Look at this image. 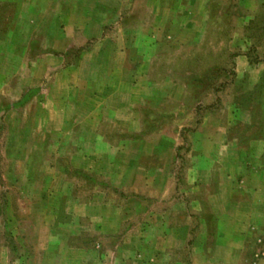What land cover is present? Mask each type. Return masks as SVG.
Wrapping results in <instances>:
<instances>
[{"label":"rangeland","instance_id":"374dc122","mask_svg":"<svg viewBox=\"0 0 264 264\" xmlns=\"http://www.w3.org/2000/svg\"><path fill=\"white\" fill-rule=\"evenodd\" d=\"M0 264H264V0H0Z\"/></svg>","mask_w":264,"mask_h":264},{"label":"crops","instance_id":"0c3cea01","mask_svg":"<svg viewBox=\"0 0 264 264\" xmlns=\"http://www.w3.org/2000/svg\"><path fill=\"white\" fill-rule=\"evenodd\" d=\"M108 167V166H107Z\"/></svg>","mask_w":264,"mask_h":264}]
</instances>
